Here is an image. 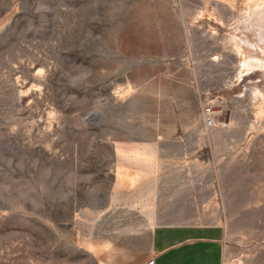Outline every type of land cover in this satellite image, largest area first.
<instances>
[{
    "label": "rangeland",
    "instance_id": "1",
    "mask_svg": "<svg viewBox=\"0 0 264 264\" xmlns=\"http://www.w3.org/2000/svg\"><path fill=\"white\" fill-rule=\"evenodd\" d=\"M117 205L264 264V0H0V264H100Z\"/></svg>",
    "mask_w": 264,
    "mask_h": 264
},
{
    "label": "crops",
    "instance_id": "2",
    "mask_svg": "<svg viewBox=\"0 0 264 264\" xmlns=\"http://www.w3.org/2000/svg\"><path fill=\"white\" fill-rule=\"evenodd\" d=\"M223 239L218 225H152L127 205L101 211L88 235L100 264H221Z\"/></svg>",
    "mask_w": 264,
    "mask_h": 264
},
{
    "label": "built area",
    "instance_id": "3",
    "mask_svg": "<svg viewBox=\"0 0 264 264\" xmlns=\"http://www.w3.org/2000/svg\"><path fill=\"white\" fill-rule=\"evenodd\" d=\"M205 112L207 113V115H210V109H206ZM152 263H153L152 260H149L146 264H152Z\"/></svg>",
    "mask_w": 264,
    "mask_h": 264
},
{
    "label": "bare ground",
    "instance_id": "4",
    "mask_svg": "<svg viewBox=\"0 0 264 264\" xmlns=\"http://www.w3.org/2000/svg\"><path fill=\"white\" fill-rule=\"evenodd\" d=\"M243 66H245L244 64H243ZM240 69V68H239ZM246 69V68H245Z\"/></svg>",
    "mask_w": 264,
    "mask_h": 264
}]
</instances>
